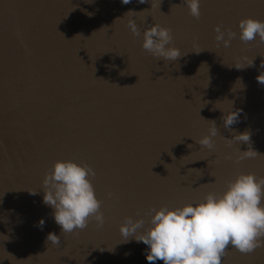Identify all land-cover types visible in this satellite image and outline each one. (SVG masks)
I'll use <instances>...</instances> for the list:
<instances>
[{"label":"water","instance_id":"water-1","mask_svg":"<svg viewBox=\"0 0 264 264\" xmlns=\"http://www.w3.org/2000/svg\"><path fill=\"white\" fill-rule=\"evenodd\" d=\"M200 13L183 0H0V264H149L143 242L124 241L125 217L147 228L150 208L222 194L241 172L264 177V43L237 27L264 20V0H201ZM153 23L182 56L141 48ZM217 26L237 33L228 47ZM214 123L209 150L195 140ZM57 160L95 170L102 227L61 233L42 190ZM222 264H264V247L226 249Z\"/></svg>","mask_w":264,"mask_h":264},{"label":"clouds","instance_id":"clouds-1","mask_svg":"<svg viewBox=\"0 0 264 264\" xmlns=\"http://www.w3.org/2000/svg\"><path fill=\"white\" fill-rule=\"evenodd\" d=\"M86 2L92 3L93 0ZM139 2L144 3L145 0ZM122 3H130V0H122ZM183 3L187 5L189 15L199 19L201 0H183ZM128 26L134 36L141 35L134 20H129ZM237 27L241 41L250 42L258 38L264 43V20L246 17L238 22ZM215 31L217 42H222L225 47L237 35L231 30H221L220 26ZM140 46L153 58L165 61L176 60L184 54L173 45L172 30L156 23L144 29ZM257 80L264 84V72L257 76ZM230 111L235 115L225 112L223 120L226 127L236 122L238 117L237 111L232 108ZM217 134L214 123L207 134L195 141L212 150L213 138ZM249 139L246 136L242 141ZM242 153L244 155L238 160L257 152L252 150L249 153L247 150ZM94 176L95 170L90 165L75 160H57L45 174L43 203L53 209L52 216L61 233L83 230L90 220H94L98 227L104 225L102 201L92 183ZM148 214L147 228L143 227V218L125 217L120 232L125 242L131 236L147 246L144 255L149 264H156L158 260L163 264H222L226 249L251 253L264 247V177L241 172L227 181L222 194L210 192L202 200L174 208L167 205L153 207ZM39 223L42 225L43 220ZM47 239L51 243L59 242L54 233H49Z\"/></svg>","mask_w":264,"mask_h":264}]
</instances>
